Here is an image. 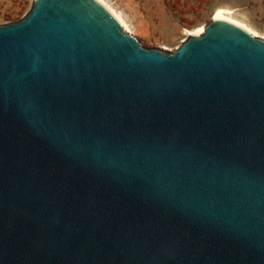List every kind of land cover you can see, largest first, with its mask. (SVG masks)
<instances>
[{"label": "water", "instance_id": "obj_1", "mask_svg": "<svg viewBox=\"0 0 264 264\" xmlns=\"http://www.w3.org/2000/svg\"><path fill=\"white\" fill-rule=\"evenodd\" d=\"M0 264H264V37L146 48L99 0L0 24Z\"/></svg>", "mask_w": 264, "mask_h": 264}, {"label": "rangeland", "instance_id": "obj_2", "mask_svg": "<svg viewBox=\"0 0 264 264\" xmlns=\"http://www.w3.org/2000/svg\"><path fill=\"white\" fill-rule=\"evenodd\" d=\"M146 48L173 51L188 36L204 27L218 8L264 37V0H103ZM33 0H0V24L16 22L30 10Z\"/></svg>", "mask_w": 264, "mask_h": 264}, {"label": "bare ground", "instance_id": "obj_3", "mask_svg": "<svg viewBox=\"0 0 264 264\" xmlns=\"http://www.w3.org/2000/svg\"><path fill=\"white\" fill-rule=\"evenodd\" d=\"M100 2H102L107 8L108 10L119 20V22L122 24V26L126 29V30H129L128 29V26L127 24L125 23V21L122 19V17L116 12L114 11L109 5H107V3H105L103 0H99ZM229 10L227 9H224V8H218L217 10L214 11V13L212 14V17L213 18H221V19H225V20H228V21H231V22H234L244 28H246L248 31H250L253 35H256V31H254L253 29H251L249 26H247L246 24H244L243 22L231 17L229 15ZM203 29L204 27L200 26V27H197L193 30H189L187 31V34H192V33H195V34H201L203 32Z\"/></svg>", "mask_w": 264, "mask_h": 264}]
</instances>
